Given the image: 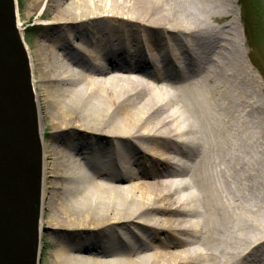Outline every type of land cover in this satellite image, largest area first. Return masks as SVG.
Listing matches in <instances>:
<instances>
[{
    "label": "bare ground",
    "instance_id": "obj_1",
    "mask_svg": "<svg viewBox=\"0 0 264 264\" xmlns=\"http://www.w3.org/2000/svg\"><path fill=\"white\" fill-rule=\"evenodd\" d=\"M231 4L30 0L27 17L48 18L32 48L21 33L43 157L39 256L43 229L54 235L47 264H264V209L239 196L245 181L195 156L222 149L197 132L221 128L217 97L238 118L216 78L229 74L228 47L213 49L229 40ZM16 21L22 30L17 5ZM180 155L194 156L192 173L176 168Z\"/></svg>",
    "mask_w": 264,
    "mask_h": 264
},
{
    "label": "rangeland",
    "instance_id": "obj_2",
    "mask_svg": "<svg viewBox=\"0 0 264 264\" xmlns=\"http://www.w3.org/2000/svg\"><path fill=\"white\" fill-rule=\"evenodd\" d=\"M29 4L30 0H16L23 21V38L32 48L42 24L48 18H39L38 12H33L27 17L26 11ZM230 16L232 23L230 34L226 36L224 32L219 33L229 38L228 42L215 43L213 49L217 52L220 43L228 47L227 55L231 62L228 67L229 74L216 75V78L225 85L227 95L234 100L238 118L235 123H232L228 114L222 109V104L227 103L229 98L215 96V109L220 115L222 126L215 134H212L208 130L205 131L199 124L197 132L198 136H202L203 141L208 138L212 140L217 138L223 150H215L214 153L209 151L203 155L198 152L195 156L204 160L208 166L218 169L221 180L228 177L236 183L245 181L246 185H243V192L239 193V196L250 199L258 209L259 207L264 209V0H232ZM213 24L216 27L219 25L215 21ZM33 25L36 27L33 28ZM182 36H186L185 43L191 42L190 36L187 34ZM206 46L204 50H212ZM175 49L180 65L190 66L186 55L181 53L179 48L175 47ZM206 59L204 56V65L210 68L211 65ZM247 100L248 103H252V106H249ZM43 122L46 125L44 130L46 137L52 128L46 117ZM178 160L179 164L176 166L178 170L188 169L191 173L193 172L194 156L180 155ZM142 175L146 177L145 172ZM149 183L151 182L148 180L146 184ZM257 218L264 221V213ZM42 234L44 246L38 264H47L46 258L50 252L48 244L54 235L48 228ZM261 247L264 248V245Z\"/></svg>",
    "mask_w": 264,
    "mask_h": 264
},
{
    "label": "water",
    "instance_id": "obj_3",
    "mask_svg": "<svg viewBox=\"0 0 264 264\" xmlns=\"http://www.w3.org/2000/svg\"><path fill=\"white\" fill-rule=\"evenodd\" d=\"M39 117L15 0H0V264H38Z\"/></svg>",
    "mask_w": 264,
    "mask_h": 264
}]
</instances>
